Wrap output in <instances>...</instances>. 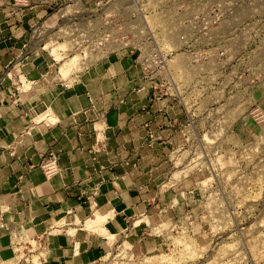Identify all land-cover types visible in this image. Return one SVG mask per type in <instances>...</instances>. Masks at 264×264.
<instances>
[{"label": "crops", "instance_id": "obj_1", "mask_svg": "<svg viewBox=\"0 0 264 264\" xmlns=\"http://www.w3.org/2000/svg\"><path fill=\"white\" fill-rule=\"evenodd\" d=\"M51 16L40 0H0V264H100L124 242L159 249L153 231L200 207L185 187L195 178H172L182 108L127 52L62 76L32 39ZM224 124L248 134L246 118Z\"/></svg>", "mask_w": 264, "mask_h": 264}, {"label": "rangeland", "instance_id": "obj_2", "mask_svg": "<svg viewBox=\"0 0 264 264\" xmlns=\"http://www.w3.org/2000/svg\"><path fill=\"white\" fill-rule=\"evenodd\" d=\"M103 1L105 22L94 25V42L101 35L116 40L120 33L130 38L137 32L169 31L174 37L168 42L176 48V35L185 32L188 58L210 57L215 69L237 84L238 99L246 101L222 116L220 131L212 127V135L188 137L185 151L174 159L172 178L196 179L185 184L199 194L196 213L154 230L164 240L159 249L134 253L124 242L113 246L100 264H264V0ZM56 23L51 16L47 27ZM76 48L69 40L46 46L59 68L66 58L81 56V66L64 77L101 56L88 59L74 51L62 56L59 51ZM220 53L224 55L218 57ZM228 117L232 122L246 118L248 134L228 136ZM197 178L204 180L202 185Z\"/></svg>", "mask_w": 264, "mask_h": 264}, {"label": "built area", "instance_id": "obj_3", "mask_svg": "<svg viewBox=\"0 0 264 264\" xmlns=\"http://www.w3.org/2000/svg\"><path fill=\"white\" fill-rule=\"evenodd\" d=\"M40 3L57 17V23L53 28L43 24L36 26L32 30L34 44L45 49L49 42L69 40L77 48L68 50V54L79 52L88 59V49H100L98 54L103 56L98 60L118 50L134 56L144 78L153 83L159 96L181 106L185 122L180 129L186 137L212 135L216 131L213 128L220 131L222 116L246 101L245 98L238 99L237 84L226 78L223 70H216L210 57L188 58L190 52L185 32L176 35V48L168 42L174 37H170L169 31L164 34L150 31L143 36L137 32L136 37L130 38L120 33L116 40L103 39L101 35L97 37L100 42H94V25L105 22L103 0H40ZM54 163L55 158L50 155L48 168L51 169Z\"/></svg>", "mask_w": 264, "mask_h": 264}, {"label": "bare ground", "instance_id": "obj_4", "mask_svg": "<svg viewBox=\"0 0 264 264\" xmlns=\"http://www.w3.org/2000/svg\"><path fill=\"white\" fill-rule=\"evenodd\" d=\"M50 43V42H49ZM48 45V44H47ZM46 45V46H47ZM107 46V48L108 47H110V44L109 45H106ZM89 50V49H88ZM86 51V55H88V57L89 58H91V57H93V56H95L96 54H98L99 52H100V49H90L89 51ZM95 50H96V52H95ZM59 51H62V50H60L59 49ZM62 52H64L65 54H61L62 56L63 55H66L67 54V56H69V54H68V51H62ZM60 54V53H59ZM98 55H101V54H98ZM103 55H101L100 57H99V59L102 57ZM81 56H79V54L78 55H76V56H73V57H71V58H66L65 60H64V63H63V65H61V68H60V74L61 75H67L70 71H72V70H75V68L78 66V64H79V62L81 61ZM60 60V59H59ZM57 61V60H56ZM91 61V60H90ZM58 62V61H57ZM84 63V62H83ZM92 64V63H91ZM91 64H89V65H91ZM88 65V66H89ZM79 66H81V64L79 65ZM78 66V67H79ZM71 73V72H70ZM164 183V182H163ZM94 219H96V218H94ZM103 219V218H102ZM97 221V220H96ZM92 223V222H91ZM98 223V222H97ZM92 227V226H91ZM95 229V228H94Z\"/></svg>", "mask_w": 264, "mask_h": 264}]
</instances>
